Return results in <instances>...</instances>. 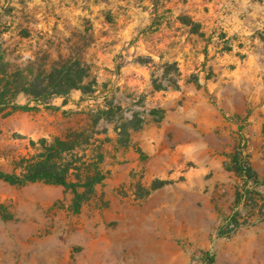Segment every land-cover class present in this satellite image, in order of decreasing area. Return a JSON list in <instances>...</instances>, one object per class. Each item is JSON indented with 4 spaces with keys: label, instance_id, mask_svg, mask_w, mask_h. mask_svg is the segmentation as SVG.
Wrapping results in <instances>:
<instances>
[{
    "label": "rangeland",
    "instance_id": "1",
    "mask_svg": "<svg viewBox=\"0 0 264 264\" xmlns=\"http://www.w3.org/2000/svg\"><path fill=\"white\" fill-rule=\"evenodd\" d=\"M67 59L89 92L3 100L0 172L59 140L70 182L101 180L75 213L69 189L0 179V264H264V188L246 214L225 167L242 149L264 178V0H0V71Z\"/></svg>",
    "mask_w": 264,
    "mask_h": 264
},
{
    "label": "trees",
    "instance_id": "2",
    "mask_svg": "<svg viewBox=\"0 0 264 264\" xmlns=\"http://www.w3.org/2000/svg\"><path fill=\"white\" fill-rule=\"evenodd\" d=\"M165 68L167 72L173 68V64L166 65ZM174 70L177 72L175 64ZM87 71V66L84 63L72 59L61 60L51 67L49 71L38 72L30 78L24 76L21 71L8 75L5 71L1 70L0 72H2L3 77L6 79H4L5 81L0 87V106L6 98L7 101L5 104H11L13 97L19 93L29 96L34 102H45L53 97H64L71 90L76 89L82 93H87L89 92L88 87L84 85V80L88 74ZM170 81L173 87H176V81L174 79H170ZM154 87L156 90L163 89V87L157 85L155 82ZM12 107L18 108L16 105H12ZM161 114L162 112H160L158 120L162 118ZM105 115H108V112H105ZM64 146L65 142L54 140L52 144L44 147L43 153L26 161L21 174H4L0 172V179L12 185H23L39 181L69 189L73 193L72 210L78 213L81 204L90 197L93 192V186L101 178L94 179L88 176L82 184L70 182L68 176L71 163L65 161L61 156L62 152L66 151ZM225 167L227 171L233 172L242 180L241 189L235 195V204L239 206V210L241 209V211H245L247 214V212L254 209V206L250 204L255 203L252 202L254 200L252 196H256L257 199L262 198V193L259 188H264V178H259L252 170L249 158L243 154L242 149L230 157ZM80 186L85 188V191L81 194L77 191V188ZM248 202L249 204H247ZM240 213L239 211L235 212L233 216L225 221L226 231L220 233L221 237L231 235L241 228L240 223H237L238 218L243 217ZM261 215H264V213H261ZM261 215L256 217L258 224L264 222ZM202 258L205 264H212L214 261V258L208 253H205Z\"/></svg>",
    "mask_w": 264,
    "mask_h": 264
}]
</instances>
